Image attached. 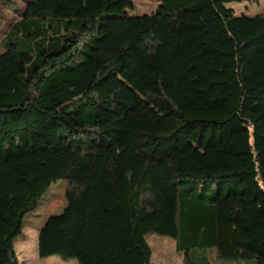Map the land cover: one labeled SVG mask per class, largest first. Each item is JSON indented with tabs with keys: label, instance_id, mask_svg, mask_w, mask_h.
<instances>
[{
	"label": "trees",
	"instance_id": "trees-1",
	"mask_svg": "<svg viewBox=\"0 0 264 264\" xmlns=\"http://www.w3.org/2000/svg\"><path fill=\"white\" fill-rule=\"evenodd\" d=\"M242 1L29 0L0 53V264L62 180L42 259L152 264L158 234L183 264H264V14Z\"/></svg>",
	"mask_w": 264,
	"mask_h": 264
},
{
	"label": "rangeland",
	"instance_id": "rangeland-1",
	"mask_svg": "<svg viewBox=\"0 0 264 264\" xmlns=\"http://www.w3.org/2000/svg\"><path fill=\"white\" fill-rule=\"evenodd\" d=\"M134 8L129 9L128 13L131 16H142L154 14L157 7L160 5V0H133ZM29 0H0V53L3 52L2 42L8 34L11 27L21 20L26 12ZM228 8L233 9L236 16L264 14V0H244L242 2L229 3ZM69 181L62 180L55 184L41 201L38 208L31 213H28L24 219V236L19 237L15 241V248L20 258V264H30L27 262L25 255L28 256L31 264L42 263L39 257L38 245L39 234L50 217L62 214L68 206V201L64 193H66ZM62 199L60 203H54L53 200ZM43 217L44 222L39 223L38 219ZM147 241L152 249V262L156 264L157 255L161 254L164 261L175 259L176 256V241L173 238L151 234L147 237ZM160 241L166 244L162 246ZM24 251V252H23ZM25 253V254H23ZM183 256L180 258V260ZM60 259V258H59ZM33 261V262H32ZM63 261V260H62ZM66 262V261H64ZM248 264H257V260L245 261ZM67 264H77L76 260L66 262Z\"/></svg>",
	"mask_w": 264,
	"mask_h": 264
},
{
	"label": "crops",
	"instance_id": "crops-1",
	"mask_svg": "<svg viewBox=\"0 0 264 264\" xmlns=\"http://www.w3.org/2000/svg\"><path fill=\"white\" fill-rule=\"evenodd\" d=\"M159 244L164 246L166 243L163 241H160ZM176 256L177 257L175 259L165 262L164 257L161 256V254H158L156 264H183L184 255L183 253L178 252L177 248H176ZM182 256L183 258L180 260ZM25 258L27 259V262L31 264V261H29V258L27 255H25ZM190 258H191V264H248L245 261H236V262L220 261L217 257V253L215 250H194L191 253ZM41 260H42L41 262L45 264H67L66 262L62 261L61 259H59V257H56V256H52V257H48L44 259L41 258ZM19 261H20V258H19Z\"/></svg>",
	"mask_w": 264,
	"mask_h": 264
}]
</instances>
